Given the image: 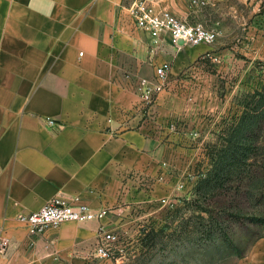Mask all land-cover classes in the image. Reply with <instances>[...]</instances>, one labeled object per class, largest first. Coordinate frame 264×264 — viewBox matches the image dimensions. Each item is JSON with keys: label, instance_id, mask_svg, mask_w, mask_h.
Returning a JSON list of instances; mask_svg holds the SVG:
<instances>
[{"label": "crops", "instance_id": "obj_1", "mask_svg": "<svg viewBox=\"0 0 264 264\" xmlns=\"http://www.w3.org/2000/svg\"><path fill=\"white\" fill-rule=\"evenodd\" d=\"M128 1L0 0V264H108L95 255L100 228L121 252L194 178V108L175 78L207 47L165 36L153 47ZM160 5L202 24L185 0ZM165 62L167 85L144 107L138 83ZM56 197L108 213L29 235L18 217Z\"/></svg>", "mask_w": 264, "mask_h": 264}, {"label": "rangeland", "instance_id": "obj_2", "mask_svg": "<svg viewBox=\"0 0 264 264\" xmlns=\"http://www.w3.org/2000/svg\"><path fill=\"white\" fill-rule=\"evenodd\" d=\"M185 1L217 32L216 41L175 78L194 108L193 183L163 204L156 231L143 225L142 236L116 250L108 264H264V123L249 134L256 149L248 152L238 179L209 195L200 189L222 132L241 115L245 97L264 84V0ZM185 121L183 115L174 122L183 129Z\"/></svg>", "mask_w": 264, "mask_h": 264}, {"label": "built area", "instance_id": "obj_3", "mask_svg": "<svg viewBox=\"0 0 264 264\" xmlns=\"http://www.w3.org/2000/svg\"><path fill=\"white\" fill-rule=\"evenodd\" d=\"M123 9L133 27L153 41V47H157L164 36L168 38L170 45L176 48L181 47L180 45L209 47L217 39L215 30L175 16L160 5V0H129ZM170 70L169 63H162L155 67L152 81L147 79L139 81L137 90L144 107L152 105L154 97L164 91ZM46 122L48 125H53L50 119H46ZM162 203L164 204L165 201ZM107 213L106 209L95 211L75 199L65 200L56 197L48 201L41 209L20 215L18 222L24 226L29 235L33 236L63 223L99 222L106 217ZM118 243L119 238L116 234L107 233L100 228V238L95 249L96 257L105 261L112 260ZM9 245L10 239L0 235V255L6 253Z\"/></svg>", "mask_w": 264, "mask_h": 264}, {"label": "trees", "instance_id": "obj_4", "mask_svg": "<svg viewBox=\"0 0 264 264\" xmlns=\"http://www.w3.org/2000/svg\"><path fill=\"white\" fill-rule=\"evenodd\" d=\"M245 100L241 115L222 132L219 145L209 154L210 169L200 184L202 194L209 195L233 177L238 179L247 166L248 152L256 149L248 137L255 130L259 131L264 123V84L260 91L245 97ZM252 104L255 106L250 107Z\"/></svg>", "mask_w": 264, "mask_h": 264}]
</instances>
